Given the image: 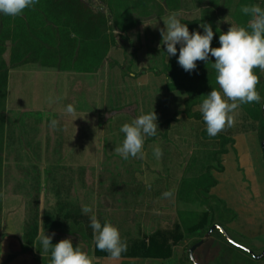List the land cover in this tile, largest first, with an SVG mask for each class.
I'll use <instances>...</instances> for the list:
<instances>
[{
  "label": "rangeland",
  "instance_id": "1",
  "mask_svg": "<svg viewBox=\"0 0 264 264\" xmlns=\"http://www.w3.org/2000/svg\"><path fill=\"white\" fill-rule=\"evenodd\" d=\"M86 1L94 9H104L103 6L93 0ZM209 7L211 6L208 0H183V8L181 13L178 14V18H181L182 13L191 16L200 15ZM233 8L234 0L233 3L222 0L220 5L215 8L216 15L223 28L229 27L231 24L230 16ZM145 24H147V28L145 27L144 31L138 28L137 33L132 34V46L120 42L119 47L111 52L103 69L97 75L103 81L108 80L103 82L100 87L102 93L101 99L96 75L60 74L53 69L45 71L36 65H28L29 67L11 70L8 86L9 103L6 111V116L7 113L9 114L8 139L6 150L3 154L2 192L5 210L0 233L3 243L1 245L2 261H0L2 264H8L13 258L20 255V241L7 238L9 233L12 232L11 227L14 226L13 220L16 222L13 229L17 230V226L19 225V229H21V225L24 226L26 217L28 220L31 219V216L35 217L38 214L40 216V212L42 214L46 210L49 211L60 206L58 202L55 204V198L51 195V191H57L58 188L59 194H62L63 190L66 189V178L62 179V174L64 173L63 166L52 165L51 162L57 161L59 164H67V161L76 160V157L70 159L68 156L77 155L78 150H80L78 149V145L81 144L82 138L90 136L88 132L77 133L66 131L64 127L65 123L60 120L57 121L55 128L50 127L49 123L50 131L54 130L53 132L49 131L47 134L49 142H44L43 139L39 141L43 135L41 128L32 123L37 122V118L35 117L37 109L43 108L45 110L47 102L49 104L47 108H51L55 112V120L59 118L58 115L64 111L65 106L68 104L73 105L74 111L87 113L89 117H91L92 113L100 110L102 105L100 120L102 131L98 134L100 138L96 137V141L101 143L102 150L99 149L100 146L96 149L91 148L89 161L86 159L84 165L71 164L73 167H86V186L84 189L88 193L87 203L89 205L92 202L93 204L95 203V214L102 222L111 217V219L115 220L113 218L114 215L110 213L109 207L111 204L115 207L113 191L120 184V179L118 178H120L124 171L125 165V162L123 163L124 158L112 154L114 153L112 150L113 144L115 143L117 147L124 139V136L120 132L121 124L117 125V123H114L113 118H109L111 111H104L105 108L110 107L111 110L118 113L122 112L121 114L127 113V115L129 114L133 118L142 113L155 110L158 116V128L155 136L146 137L149 144L158 139L159 141L166 140L170 144L176 143L181 149L186 150V152L197 145L200 122L190 121L182 115L175 121L168 123L174 117L175 111L183 109V104L180 103L181 100L179 102L180 105H177L176 101L174 104L171 102L170 97L166 96V78L162 72L167 58L164 57L162 52L164 45L160 31L164 27L163 20L155 23L147 21ZM133 48L136 51L133 58L135 66L133 65L131 72L128 73L129 63L127 59L134 53ZM32 66H36L39 70H43L42 73H46L40 75L35 72L37 71L36 67ZM31 78L33 79L32 82H39L47 78L49 84L47 87L46 85L39 86L42 83L36 85V88H41V91L38 92L36 89H33ZM47 88L49 90L45 91ZM175 95L185 96V93L184 91H178ZM50 98L52 102H50ZM174 109L177 110L174 111ZM196 110L199 109L196 108ZM128 118L130 120V117ZM24 120H26L25 124L23 123ZM123 122L122 124H124ZM225 128L221 132L225 131ZM115 131H118V135L121 137L118 138V142H115L116 140L113 141L111 137ZM167 131V138L164 139V134ZM187 134L189 136L185 139ZM155 137L156 139L154 140L153 138ZM183 140H185V145L182 144ZM45 144H49L50 148L44 149ZM257 144L255 146L257 150L252 152L251 158L253 168H255L253 172L252 169L243 166L248 158L246 155L243 156L241 154L238 158L229 156L225 163L226 171L218 175L219 185L211 192V195L219 197L226 205L233 208L234 211H237V207L246 199L250 190L248 187H242V184L246 183L253 189L254 182H252L250 177L254 175L255 170L256 173L259 172L262 166L261 163H264V154L260 151V140H258ZM209 145L211 146L212 144L209 143ZM240 145L246 149L247 153L249 152L251 144L248 140L244 141L241 139ZM72 146L75 147L71 150ZM46 153L47 158L44 157ZM66 157L69 160L65 159ZM132 158L130 162L139 171V174L144 173L145 175L148 169L151 173L154 172L153 164H149L148 166L149 159L145 158L144 155L138 154ZM138 178L140 181L141 177ZM142 180L145 181L144 178ZM262 185L259 195L264 206V183ZM81 188L80 184L75 183L76 192ZM58 199H60V196ZM59 201L63 203L61 199ZM106 207L107 209H105ZM193 208L197 210L201 209L199 205L193 206ZM119 216L117 215V217ZM143 219L138 214L119 219L120 222L115 226L118 227L124 241L131 242L136 237L141 236L142 232L152 230L140 229ZM174 219L175 216L174 218L171 217V221ZM130 220H133L135 224L133 227L130 224ZM59 224L55 230L56 232H54V237H58L59 239L68 238L62 229L65 226L61 223ZM165 226H169V224ZM43 233L47 234L48 232ZM51 234L49 233V235ZM209 242V244H207L208 242L206 243L207 245L203 249L202 256L211 258L210 262L212 264H215L216 254L226 247L229 248V251L225 253V264H231V259L235 260V264H264V260L257 261L240 249L237 250L228 246L226 241L218 234H214ZM38 244L33 247L34 253L43 260V264H49L50 260L48 256H40L43 254L38 250ZM256 253L260 255L262 250H257ZM183 254L186 257L187 251H184ZM92 264H96L93 258Z\"/></svg>",
  "mask_w": 264,
  "mask_h": 264
},
{
  "label": "trees",
  "instance_id": "2",
  "mask_svg": "<svg viewBox=\"0 0 264 264\" xmlns=\"http://www.w3.org/2000/svg\"><path fill=\"white\" fill-rule=\"evenodd\" d=\"M93 1L103 6L105 10L94 9L86 0H37L33 7L25 9L20 15L8 16L0 13V233L3 224V154L8 122L6 111L11 70L35 64L42 68L54 69L59 73L95 74L102 69L111 51L118 48L120 42L132 46L130 32L147 21L155 23L173 12L179 14L183 8V0ZM208 1L211 7L204 10L202 14L191 16L182 13L180 19L188 25L190 32L193 30L202 32L200 24L203 21L210 23L215 33L212 47L219 46L220 31H228L231 24H247L250 16L240 11L243 5L257 4L264 8V0H234V8L230 16L231 24L223 28L215 10L222 0ZM226 2L233 3V0H226ZM177 48L179 49V45ZM135 52L134 49L132 56L127 59L128 73L131 72ZM162 52L167 58L162 72L167 78V91L183 90L187 95L184 109L176 112L168 123L182 115L189 120L200 122L201 139L214 144V147L195 149L184 163L177 189V221L170 227L157 229L132 244H127L126 251L122 252L118 258L174 259L175 264H192L189 250L199 243L215 225L221 226L235 242L251 249L257 255V250L263 252L264 248H255L249 240L229 228L238 215L220 198L211 195V192L218 185L214 173L224 172V159L235 145L234 137L255 133L260 142L264 139L263 71L254 68V72L259 76L256 88L261 100L239 104L234 110L233 124L230 127L226 126L225 131L209 136L202 114L196 108H199L202 99L212 88L219 89L215 80L216 73L212 68L215 58L210 56L207 64L204 61H197L196 69L186 72L177 63L179 51L176 56L169 58L164 48ZM167 134L168 131L164 134V139L167 138ZM153 139L155 140L156 137ZM196 205H199L201 209H194L193 206ZM74 210L58 215L59 221L55 225L69 223L72 226V233L80 234L88 241L89 237L93 238V230L90 227L91 215L88 213L77 215ZM38 217L39 214L35 217L31 216V219L26 221L25 241L21 244L20 250L22 255H34L33 247L40 229ZM42 227L48 229V217L45 218ZM214 234L220 235L228 246L239 250L220 232L215 231L212 237ZM1 245L0 234V253ZM180 245L184 247V251H187L186 257L183 255L180 258L175 252V247ZM205 245L195 251L194 258L199 264H212L211 258L202 256ZM88 248L93 250L92 254L97 258L111 257L107 251L96 248L95 242ZM38 250L40 251V244H38ZM227 251H229L228 247L219 251L214 263L225 264ZM33 262L34 264L42 263L38 257H35ZM230 262L236 263L234 259ZM123 264L136 263L124 262Z\"/></svg>",
  "mask_w": 264,
  "mask_h": 264
},
{
  "label": "crops",
  "instance_id": "3",
  "mask_svg": "<svg viewBox=\"0 0 264 264\" xmlns=\"http://www.w3.org/2000/svg\"><path fill=\"white\" fill-rule=\"evenodd\" d=\"M146 25L147 24L142 25L141 27H139V29L144 31L145 27L147 28ZM137 31L138 29L129 33L130 39H132V34L137 33ZM30 65H35V64H30ZM133 65L135 66V62L133 63ZM36 66L40 67L39 65H36ZM36 66H32V67H36ZM22 67L25 68L29 66L25 65ZM42 69H44L45 71L47 70V68H42ZM36 70L37 71L35 72L40 75L46 73V72L42 73L43 70H39V68L37 67H36ZM100 71L95 74H85V75H93V76L96 75L97 76L99 75ZM60 74H68V73H60ZM32 81L33 79L31 78V82ZM96 81H98V87H99V93H100V99H101L102 93H101L100 87L102 86L103 82L108 81V80L103 81L101 78L97 76ZM48 84L49 82L47 78H44L40 80L39 82L35 81L31 83L33 89H36L38 92L41 91V88L40 89L36 88V85H39V86L46 85L47 87ZM47 90L49 89L47 88L45 91ZM94 90L96 91L95 88ZM165 91L167 93L166 96L168 98L170 97L171 102L175 104V101H176L177 105H180V103H182L183 109H184L185 102L187 100L186 93L184 92L185 96L183 95L174 96L176 92L183 91V90H178L174 92L167 91V78H166V84H165ZM8 98H9V90H8ZM8 103H9V99L7 100V109H8ZM48 105L49 104L47 102L45 110L43 108L39 110L37 109V112H35L36 113L35 117L37 118V122L32 123L36 125L37 127L41 128V132L43 135L39 141H42L43 139L44 142L46 141L49 142L48 136H47V134L50 131L49 123L51 120L54 119V113H55L53 109L47 108ZM101 109H102V105L100 107V110L91 114V117H89L87 113L77 112L76 110L71 114H67L65 113V111H63L58 115L59 118L56 119V121L62 120L65 123L64 127L66 131L68 132L72 131V132H77V133L78 132H81V133L88 132L90 136L87 138H82L81 144L78 145V149L80 150H78L77 155L74 154L73 156L72 155L68 156L70 157V159L76 157L77 158L76 160L67 161V164H59V162L57 161L51 162L52 165H62L63 166L64 173L62 174V179L66 178L65 179L66 189L63 190V192H66V193L62 192V194L61 193L59 194L60 191L58 190V188H57V191L56 190L51 191V195L55 198V204L58 202V205L60 204V206H57V208L51 209L49 211L46 210L42 214L40 212L39 235H41L43 232H48L47 233L48 235L49 233L56 232L55 230L59 226V225H55L56 222L59 221L58 215L67 214L70 211L74 210L75 208L76 209L74 210V213H76L77 215L80 213L82 215L85 214L82 212L83 205L90 206L92 208V212L95 213V203L93 204L92 202V204L90 205L87 203L88 193L86 192V189H84V187L86 186V181H85L86 167H83V166L73 167L71 166V164L84 165L86 162V159L87 161L90 160V149L91 148L96 149L101 145V143L96 141V137H98V134H100L102 131V125L100 123L101 112H102ZM183 109H179V110L174 109V111L177 110L175 111L176 113V112L182 111ZM104 111H111L109 118H113V122L117 123V125H119V123L122 125V121H124L123 123L129 122V121L131 122V120L133 119V116L129 114L128 116L127 113L125 114H121L122 112L118 113L117 111L111 110L110 107L105 108ZM128 117H130V120ZM7 119H8V122H7V127H6L5 150H6L7 139H8V126H9V114L8 113H7ZM190 121H193V120H190ZM23 123L25 124L26 120H24ZM72 128L73 130H71ZM201 130H202V127L200 124L197 145H195V148L193 149L191 148L190 151H187V152L186 150L181 149V147H179L176 143L170 144L166 140L159 141L158 139L157 141L150 142L151 144H149V141L145 139L142 152H143L144 157L149 159L148 166L149 164H153L152 167L154 170V172L151 173V171L148 169L145 175L144 173L139 174V171L135 169L134 165L130 162L132 158L131 156L125 159L120 153L118 152L115 153L116 144L115 143L113 144L112 150L114 151V153L112 152L111 153L113 155H118V156H121V158H124L123 163L125 162V165H124V171L122 172L120 178H118L120 179L119 180L120 184L117 186V189L113 191L115 207H113L112 204L109 207L110 213L114 215L113 218H115V220L111 219L112 218L111 217L106 221H109L113 223L114 225H117L120 222L119 219H121V217L126 218L129 215L138 214V216H142V219L144 218L143 221L141 222L140 229L142 230L147 229L148 231L152 229L149 232H142L141 236L136 237V239H134L131 242H126L127 244H132L134 241L139 240L143 238L144 236H147L153 233L157 229L170 227L177 221L176 198H177L178 184L182 176L183 165L186 162L187 158L190 156V154L195 149L214 147V144L210 143L212 144L210 146L208 142H205L201 139L200 137ZM53 131L54 130H51L50 132H53ZM118 133H119L118 131H115V133L111 135L112 140L113 141L116 140L115 142H118V138H121L119 137ZM122 136H124L123 133H122ZM188 136L189 135L187 134L185 139L188 138ZM99 138L100 137H98V139ZM234 138L236 141L235 145L233 149L231 150V152L224 159V167H225L224 172L226 171L225 163H226L227 157L234 156L238 158L241 154L243 156L246 155L248 157L246 163L243 166L246 168L252 169V172H253V169L255 168H253V163L251 161V158H252V152L257 150L255 147L259 140L257 134L255 133L242 134V135H237ZM241 139L244 141L248 140L250 142L251 145L249 147L248 153L246 149L242 147V145H240ZM184 142L185 140L182 141V144H184ZM156 146H159L162 149V155L159 158L155 157V155L153 154V149ZM251 146H254V147H251ZM74 147L75 146H72L71 150L74 149ZM48 148H50V145L45 144L44 149H48ZM99 149L102 150V147L100 146ZM260 151L263 153L261 149V144H260ZM44 157L45 158L48 157L47 153L44 155ZM65 159L69 160V158L67 157ZM261 164L262 166L260 167V171L256 173V170H255L254 175L250 177L252 182H254L253 189H251V187H249V185L246 183L242 184V187H248L250 188V190L248 191V196L246 197V199L242 201V203L237 207L236 209L237 211H235L238 215L237 219L229 225V228L233 232L249 240L251 244L257 249L264 248V206L262 205V200L259 195L261 186H263L262 184L264 183V174H262L264 173V166H263L264 163L262 162ZM222 173H214V176L216 177L217 180H218V175ZM138 177H141L140 181L138 180L139 179ZM143 178L145 179V181L142 180ZM67 179L69 180L68 182H67ZM75 183L80 184L82 187L81 189H78L77 192L75 191ZM218 185H219V181H218ZM165 193H167V195H165ZM59 196H60V199L63 201V203L59 201L60 200L58 199ZM55 204H54V207H55ZM229 208L233 210V208L231 207ZM105 209H107V207ZM4 210H5V204L3 206V216H4ZM88 214L92 215V213H88ZM117 215H120V216L117 217ZM174 216H175V219L171 221V217L174 218ZM24 217H25V214H24ZM47 217H48L49 227L48 229H44L42 225L45 223V218ZM26 221H27V217L24 222V226L21 225V229H19L20 227L19 225L17 226V230H16V229H13L16 225V222H14L13 220L14 226L11 227L12 232L9 233V236H7V238L20 241V244L24 243ZM101 223L103 222L101 221ZM61 224L65 226L62 229L67 235L66 237L72 239L74 246L79 244V246L81 247L83 251L87 252L89 256L95 259L96 264H123L124 262H135L136 264H141V263H144V264H175L174 259L159 260V259H133V258H113V257L97 258L93 256L92 254L93 250L88 248L89 245L94 244L95 242L92 237H89L87 241L86 238L82 237L80 234L72 233L71 224L69 223L67 224L65 222ZM130 224L132 225V227L135 225L133 223V220H130ZM163 224L165 225L169 224V226H165ZM60 240L62 239L61 238L59 239L58 237H54L52 242L57 243ZM38 242H39L38 239H36L35 245L38 244ZM175 252L179 255L180 258L183 257L184 247L181 245L175 247ZM42 254L43 255H40V256H48L50 260L49 251L48 252L42 251ZM35 257H38L36 253H34V255H30V254L22 255L20 253V255L13 258V260L8 264H24V263L34 264L33 260ZM0 261H2V253H0ZM41 262H42L41 264H43V260H41ZM0 264H2V262H0Z\"/></svg>",
  "mask_w": 264,
  "mask_h": 264
},
{
  "label": "clouds",
  "instance_id": "4",
  "mask_svg": "<svg viewBox=\"0 0 264 264\" xmlns=\"http://www.w3.org/2000/svg\"><path fill=\"white\" fill-rule=\"evenodd\" d=\"M36 3L37 0H0V13L17 16ZM240 11L250 16L249 21L246 25L231 24L228 31H220L218 47H212L215 33L210 23L203 21L200 24L202 32H190L188 25L175 12L162 19L164 27L160 31L164 51L168 58L176 56L179 51L177 63L184 71L196 69L197 61L207 64L210 56L215 58L212 68L216 73L215 80L219 89L212 88L199 105L209 136H215L226 126L233 124L234 110L239 104L261 100L256 88L259 76L254 68L264 71V8L257 4L243 5ZM64 111L67 114L73 113V105H66ZM56 126L57 121L51 120L50 127ZM157 128L158 116L155 110L138 115L131 122L121 125L120 132L124 134V139L115 151L125 159L143 155L146 137L155 136ZM153 154L159 158L162 149L156 146ZM82 212L92 213L90 227L96 248L107 251L113 258H118L126 251L127 243L122 239L117 226L109 221L102 224L88 205L82 206ZM54 236L55 233H43L37 238L40 251H50L49 264H92V257L79 244L74 246L71 238L53 243Z\"/></svg>",
  "mask_w": 264,
  "mask_h": 264
},
{
  "label": "water",
  "instance_id": "5",
  "mask_svg": "<svg viewBox=\"0 0 264 264\" xmlns=\"http://www.w3.org/2000/svg\"><path fill=\"white\" fill-rule=\"evenodd\" d=\"M263 111H264V107H263ZM261 149H262L263 154H264V139L261 142ZM215 231L220 232L230 244H232L236 248L246 252L247 254L251 255L255 260L259 261V260L264 259V252L260 255H256L251 249L235 242L221 226L215 225V226L210 228L209 232L204 236V238L199 243L195 244L189 250V257H190L192 264H199V263H197V261L194 258L195 251L197 249H199L200 247H202L203 245H205L207 242H209V240L211 239V237Z\"/></svg>",
  "mask_w": 264,
  "mask_h": 264
},
{
  "label": "flooded vegetation",
  "instance_id": "6",
  "mask_svg": "<svg viewBox=\"0 0 264 264\" xmlns=\"http://www.w3.org/2000/svg\"><path fill=\"white\" fill-rule=\"evenodd\" d=\"M224 238H225V237H224ZM225 239H226V238H225ZM238 244H239V243H238ZM263 252H264V251H263ZM263 252H262V253H263ZM245 253H246V252H245ZM262 253H261V254H262ZM250 256H251V255H250ZM252 258H253V257H252ZM263 260H264V259H262V260H259V261H263ZM257 261H258V260H257Z\"/></svg>",
  "mask_w": 264,
  "mask_h": 264
}]
</instances>
